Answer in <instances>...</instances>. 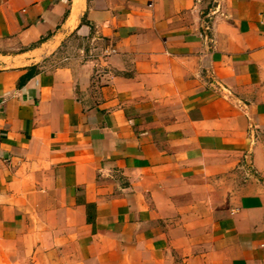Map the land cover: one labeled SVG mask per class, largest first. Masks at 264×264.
Segmentation results:
<instances>
[{
  "label": "crops",
  "instance_id": "1",
  "mask_svg": "<svg viewBox=\"0 0 264 264\" xmlns=\"http://www.w3.org/2000/svg\"><path fill=\"white\" fill-rule=\"evenodd\" d=\"M0 264H264V0H0Z\"/></svg>",
  "mask_w": 264,
  "mask_h": 264
}]
</instances>
